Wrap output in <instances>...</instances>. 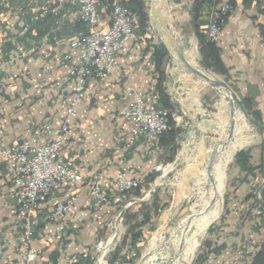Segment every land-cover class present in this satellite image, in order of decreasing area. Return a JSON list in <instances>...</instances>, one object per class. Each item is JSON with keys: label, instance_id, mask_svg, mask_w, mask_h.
I'll return each instance as SVG.
<instances>
[{"label": "crops", "instance_id": "crops-1", "mask_svg": "<svg viewBox=\"0 0 264 264\" xmlns=\"http://www.w3.org/2000/svg\"><path fill=\"white\" fill-rule=\"evenodd\" d=\"M0 1V140L8 146L35 135L37 127L45 122L58 124L65 116L74 93L73 82L67 80L70 64L63 55L73 52L68 44L75 35L78 12L74 8L59 23L48 17L26 32L22 27L28 15L53 2ZM179 1L186 3L185 14L190 18L195 0ZM228 1L233 10L217 43L219 55L228 69L230 84L240 98L252 101L264 122V0ZM108 25L109 17H102L100 27ZM161 44L154 32L144 29L139 40L130 43L128 53L117 57L118 70L104 78H88L87 95L69 119L73 133L62 155L73 159L82 172L88 173V178L103 174L110 201L92 212L86 206L89 181L61 184L56 190L57 199L72 196L74 209L65 221H51V202L42 201L31 219V243L37 251L33 264H93L92 247L99 239L100 228L108 225L115 207L124 211L132 199L116 192L113 177L123 173L146 178L154 170L156 156L166 154L159 140L146 143L142 138H133L129 124L120 114L128 87L142 90L148 104L157 105L154 54ZM164 72L166 76L165 69ZM243 150L249 152L251 164L248 172L242 171L244 178L252 181L259 173L264 178V149L259 162L254 160L252 150ZM10 180L9 169L0 155V264H22L25 226L11 214ZM208 231L195 264H264L263 260H256L264 245V206H224Z\"/></svg>", "mask_w": 264, "mask_h": 264}, {"label": "rangeland", "instance_id": "rangeland-1", "mask_svg": "<svg viewBox=\"0 0 264 264\" xmlns=\"http://www.w3.org/2000/svg\"><path fill=\"white\" fill-rule=\"evenodd\" d=\"M119 1L121 2L122 0ZM142 2L144 11L148 15V27L145 29L149 28L150 32L153 33L154 31L149 24V11L151 5L150 0H142ZM167 2L169 7V24L180 37L184 38L189 44L192 43L194 45L195 63L197 62L196 64L198 67L204 70L206 73H210L225 80L222 75L217 74L212 69H206L201 66L199 62L200 57L198 53V40L193 33V29L190 24V18L185 14L187 11L186 3L180 4L179 0ZM0 5H2L1 1ZM127 8H129L134 14L130 7L127 6ZM99 10L101 13L100 20H102V17L104 16H109V11L104 9ZM210 13L211 9L209 11L206 10L205 12L207 15V17L205 16V19L208 22L207 29L205 31L206 37L210 29ZM225 20L227 22L228 18L224 19V21L221 23V31L219 33L218 40L214 41L215 43H218L221 39V34L226 23ZM1 25L2 23H0V26ZM83 28L84 26L79 29ZM79 29L75 31V34ZM23 31H28V29H23ZM154 35L158 42H162L159 34L154 32ZM139 37L140 32L138 24V27L135 31V38L132 40V42H137ZM161 68L162 70L165 69L166 73H171L178 70L179 86L177 89L173 88L174 90H177V94L173 93L171 95L168 91L170 94V102L173 106V110L170 112H172L176 118V121L174 118H171V122L175 121L178 124L177 127L180 129L175 139L174 149L176 150V153L175 155H172L171 146L167 148L163 147L166 151V154L163 156H156L154 171L157 172V176L152 182H147L145 181L144 177L139 176L142 178L143 183L139 184L136 188L126 191L124 194L118 193L116 191L118 194H123L121 196L124 198H128L130 196L132 197V199L128 201L129 203L127 202L128 205L124 208L125 210L128 208L133 209L135 207V203L140 202L146 209H152L151 207L153 203L158 204L161 211L158 215H155V213H150V218L144 222L142 217L143 210L139 209L140 207H138L136 213H134L133 220H135L134 222H136V224L138 223L141 225L140 229L142 232L141 235L134 236L135 234L127 233L128 223L126 221L125 210L121 211L120 206L115 207L112 212V216L107 221L108 225H104L102 228H100L99 239L92 247V252L94 255L93 264H112L110 262L111 256L117 247L119 248V255L117 258H115L116 260L113 264H139L141 257L145 254V252L152 251L154 249V245H156V248L160 244L166 243L170 236L175 233L173 232L174 228L178 226V224L180 225L182 220L187 219L189 215L195 214L193 208L198 205L199 198L203 190V184L200 180V177L205 168L202 164V159L203 157L209 155L212 145L216 140H219V137L222 133L220 113L222 111H228V109L227 105L223 104L222 98L215 92L213 88L209 87L207 84L193 76L183 66H173V57H171L169 52L166 58L163 60ZM165 79L166 80L163 85L166 87V89H168L167 83L169 82V77L167 74ZM230 85L236 92L237 96L240 97L234 86L232 84ZM235 106L236 109L239 110V107L237 105ZM162 108L167 109L165 107ZM186 113L190 115V118ZM243 119L247 125L244 131L247 139L245 143L240 148H238V150L240 151L244 148H249L252 150L253 155L256 156L254 157V160L259 162V157L262 156L264 149V129L254 126L245 116H243ZM205 122H214L215 126L208 127L204 124ZM192 124L194 125V128L189 130V138H185L187 129ZM262 124H264L263 121ZM42 125L37 127L36 134L29 138L35 137L40 141L41 135L38 134V131ZM194 135L202 139L198 152L195 154L194 151H191V154L188 153L184 156V151L180 152L181 148L190 144V141L194 140ZM160 137H158L157 140H159ZM26 139L28 138L21 140ZM12 145L13 144L8 146L4 145L0 140V146L3 148L10 147ZM245 145L247 146L244 147ZM172 156H174L173 159L168 160V158H172ZM234 156L235 155H233L232 159L222 167L225 171V182L221 189H217L214 200L215 204L213 203V206L210 208L212 212L205 218V226L207 225L208 221L210 224L206 229L199 232L191 244L187 245L183 249L181 255L178 256L173 264H195L202 250V245L209 236L208 229L213 223L217 221L224 206H264V178L262 177L261 173L258 174V178L253 179L252 181H250V179L244 178L241 168L236 165L234 161ZM181 159H185L184 164ZM93 179L94 177L86 180L89 181V192L86 200V206H88L91 199L90 187L91 183L94 181ZM109 198L98 210L90 211H99L103 206L106 205L107 202L110 201ZM44 199L48 202L50 201L49 197H45L40 201V204ZM163 213L165 214L163 215ZM137 230L138 229H134L135 232H137ZM160 231L164 235L163 239L158 244L157 242L154 243L153 238ZM110 237L112 238L110 239ZM109 240H111V242L108 244L107 249L102 254L99 245L101 243H106ZM133 240L137 241L133 242ZM163 249L169 252V260H171L177 252L176 248L173 249L168 244Z\"/></svg>", "mask_w": 264, "mask_h": 264}, {"label": "built area", "instance_id": "built-area-1", "mask_svg": "<svg viewBox=\"0 0 264 264\" xmlns=\"http://www.w3.org/2000/svg\"><path fill=\"white\" fill-rule=\"evenodd\" d=\"M52 5H42L28 15L23 29H29L36 20L52 17L55 23L66 19L74 8L78 21L84 28L79 29L69 42V49L63 59L69 64L67 80L73 82V97L69 101L65 116L58 124L45 122L39 129L40 141L35 137L19 140L10 147L0 146L10 172L11 214L24 223L21 238L23 246L22 264H33L37 251L32 246L33 228L31 219L41 206L40 201L49 197L52 210L49 219L63 222L74 209V198L63 200L56 197L57 188L68 182L88 180V173L82 172L77 163L62 155L63 148L73 129L69 119L75 115L76 106L87 95L86 85L90 76L104 78L119 69L117 57L128 53L130 43L135 38L139 20L127 6L119 0H51ZM99 9L109 11V25L100 27ZM233 10L230 1L219 2L211 10L210 29L207 39L217 41L223 18ZM226 18V17H225ZM30 20V21H29ZM57 82L56 85H59ZM126 103L121 109V117L129 124L130 134L142 138L146 143L157 140L171 128L172 112L159 106H151L142 90L128 87ZM116 191L124 193L136 188L143 180L139 176L127 177L115 174ZM105 176L97 174L91 183L89 210H98L107 200V190L103 184Z\"/></svg>", "mask_w": 264, "mask_h": 264}, {"label": "bare ground", "instance_id": "bare-ground-1", "mask_svg": "<svg viewBox=\"0 0 264 264\" xmlns=\"http://www.w3.org/2000/svg\"><path fill=\"white\" fill-rule=\"evenodd\" d=\"M161 36L167 41L169 48H181L183 45L184 38L180 37L171 26L169 28V36ZM184 54L185 58L192 66L201 69L196 64L197 62L195 63V48L192 43H190L188 49L184 50ZM177 65L183 66L186 69L185 65L180 62H178ZM192 75L211 87L209 82L206 80L194 74ZM219 96L222 98L223 104L227 105L228 111H222L220 113V120L222 124L221 136L219 137V140H216L212 145L209 155L203 157L202 159V164L205 168L200 177V180L203 184V190L201 192L198 205L193 208L195 214H191L187 217V219L182 220L180 225L178 224V226L174 228L173 232L175 233L170 236L166 243L160 244L156 248V245H154V249L152 248V251L145 252L139 264H173L178 256L181 255L183 249L187 245L191 244L199 232L206 229L210 224L208 221L207 225L205 226V218L212 212L210 208L213 206L217 189H221L225 182V171L222 167L232 159L234 153L245 143L247 139V136L244 132L247 125L243 119V113L240 110H237L236 107L231 112L228 106L227 97L229 94L227 92L222 90ZM231 121L233 122L232 126ZM193 139L194 140L190 141V144L187 145L188 150L183 152L184 156L191 151H194L195 154L198 152L202 139L196 135H194ZM182 162L184 164L185 159L182 160ZM209 165L210 170L208 171ZM163 236L164 235L161 231L158 232L153 238L154 243H160L163 239ZM111 238L112 237H110V239ZM110 242L111 240L99 245L102 254L105 252ZM167 244L173 249L176 248L177 251L171 260L168 259L169 252L163 249L165 246H167Z\"/></svg>", "mask_w": 264, "mask_h": 264}, {"label": "trees", "instance_id": "trees-1", "mask_svg": "<svg viewBox=\"0 0 264 264\" xmlns=\"http://www.w3.org/2000/svg\"><path fill=\"white\" fill-rule=\"evenodd\" d=\"M121 2L127 5L128 7H130L133 10L134 14L138 16L139 32L144 31V29L148 27L147 25L148 15L144 11L142 0H122ZM218 3L219 1L217 0H195L189 12L190 13V24L198 40V44H199L198 53L200 57L199 62L201 66L206 69H212L217 74L224 76V79L227 82H229L228 69L225 67V64L223 63L219 55L220 48L218 47L217 43L210 42L209 40H207L206 32H205L207 29V23H208L207 20L205 19V16H206L205 10H208V11L210 9L212 10V8ZM229 15L226 18H228ZM226 18L224 17L223 21ZM38 21H41V20H36L35 22L31 23L30 28L26 32H30L32 30V27L36 23H38ZM74 26L77 30L79 28H82L83 24L80 21H78L76 22ZM167 54L168 52L163 44H161L160 49L156 50L154 54L155 69L158 73L157 97H156L157 105L156 106L165 107L169 111H172L173 106L170 102V96L167 93L166 88L163 85V83L166 80L165 72L161 68L163 60L166 58ZM241 100H242L243 107L247 112L248 117L262 124L261 114L259 111H257L253 107L252 101L246 97L241 98ZM179 131H180L179 127H175L174 122H171V128L164 135H162L159 139V144H161L163 147L167 148L171 146L172 155H175L176 153V150L174 149V145H175V139ZM173 157L174 156H172V158H168V160H172ZM249 160H250V154L247 150H240L234 156L235 163L241 168L243 172H248L251 169V164ZM156 176H157V172L153 170L145 178V181L152 182ZM123 194H120V195H123ZM143 206L144 205H142V203L136 202L135 207L133 209L128 208L127 210H125L126 221L128 223L127 233L135 234L134 236L141 235V232H142V230L140 229L141 225L138 223L136 224V222H134L135 220H133L134 213H136L138 207H140L139 209L143 210L142 217L144 219L143 220L144 222H146V220L150 218V213H155V215H158L161 211L160 206H158V204H155V203H153L151 207L152 209L150 208L146 209ZM134 229H138L137 232H135ZM134 241L136 242L137 240H133V242ZM118 255H119V248L117 247L115 248V252H113V255L111 256L110 262L112 264L114 263V261L116 260L115 258H117ZM256 260L264 261V245L262 246L260 253L257 255Z\"/></svg>", "mask_w": 264, "mask_h": 264}, {"label": "water", "instance_id": "water-1", "mask_svg": "<svg viewBox=\"0 0 264 264\" xmlns=\"http://www.w3.org/2000/svg\"><path fill=\"white\" fill-rule=\"evenodd\" d=\"M150 11H149V24L153 31L157 34L160 35L161 41L168 50L169 54L171 57H173V66L176 67L177 63L180 62L183 65H185L187 71L191 74H194L207 82H209V85L211 88L215 90V92L219 95L220 92L223 90L229 94L227 97L228 101V106L231 110V112L235 109V105L239 107V110L243 113V115L248 118V120L256 127L263 128L264 129V124H260L257 121L251 119L248 117L246 110L243 107L242 100L239 96H237L236 92L234 89L231 87V85L226 82L225 80L214 76L210 73H206L202 69L195 68L192 66L189 61L185 58L184 50L188 49L190 44L183 39V45L181 48H169L167 41L162 38L161 35L169 36V7H168V2L167 0H150ZM167 76L169 77V82L167 83V90L169 93L172 95L177 94V90H174L173 88L177 89L179 86V81H178V73L177 71H173L171 73H167ZM174 87H173V86ZM173 89V90H172ZM180 91V90H178ZM187 114V113H186ZM188 115V114H187ZM190 118V115H188ZM208 127H214L215 123L214 122H205L204 123ZM233 125V122L231 121V126ZM194 127V125H190L187 129V132L185 134V138H189V130ZM245 145L244 147H246ZM188 146H183L181 148V151H187ZM239 151V150H238ZM236 151L234 155L238 152ZM180 155V154H179ZM263 160H264V154H263ZM263 167H264V162H263ZM210 170V165L208 166V171ZM264 173V172H263ZM264 184V181H263ZM165 213H163L164 215ZM143 258V255L141 259Z\"/></svg>", "mask_w": 264, "mask_h": 264}]
</instances>
